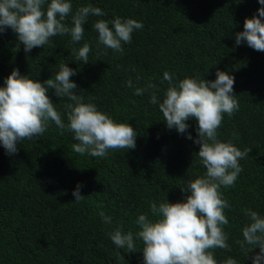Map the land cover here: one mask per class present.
<instances>
[{"label":"trees","instance_id":"trees-1","mask_svg":"<svg viewBox=\"0 0 264 264\" xmlns=\"http://www.w3.org/2000/svg\"><path fill=\"white\" fill-rule=\"evenodd\" d=\"M69 2L72 14L91 4L104 15L88 17L78 43L70 35H57L28 52L16 33L5 29L0 33V87L13 69L43 83L67 64L76 70L70 79L82 102L131 125L137 132L136 146L110 149L106 157L82 156L73 150L78 143L74 133L62 131L54 121H48L42 136L18 142L15 154L9 155L0 143V264H144L143 242L136 236L138 216L155 220L151 203L185 201L188 181L206 173L197 155L200 145L193 142L198 122L189 118L187 131L179 133L163 120L159 103L169 86L164 72L178 84L186 77L215 80L218 69L234 77L239 110L224 114L217 137L241 151L251 150L239 161L243 170L234 185L220 189L231 205L224 209L231 250L212 251L217 264L229 258L253 264L259 246L248 253L237 241L250 223L245 209L264 217V52L244 42L237 45L235 35L243 31L245 18L258 15V0ZM117 16L143 24L132 33L131 43H122V54L105 48L93 27L98 19L110 22ZM70 21L71 14L69 27ZM84 44L91 49L87 63L76 61L73 51ZM149 82L156 88L134 94ZM153 92L156 104L150 103ZM48 95L67 125L64 106L74 102L57 97L54 89ZM77 184L84 195L79 203L72 194ZM100 211L111 217V224L103 222ZM116 228L133 233L136 251L116 247L108 235Z\"/></svg>","mask_w":264,"mask_h":264},{"label":"clouds","instance_id":"clouds-1","mask_svg":"<svg viewBox=\"0 0 264 264\" xmlns=\"http://www.w3.org/2000/svg\"><path fill=\"white\" fill-rule=\"evenodd\" d=\"M261 7L258 15L245 18L243 31L235 35V43L242 42L256 51L264 52V0H258ZM0 0V33L11 28L26 52L34 47L45 46L50 38L70 35L73 43H78L84 35V24L89 16L102 17L104 12L91 4L78 8L72 14L69 0ZM71 14V26L68 17ZM111 23L112 27L109 26ZM93 27L98 32L99 42L118 53H123V44L131 43L134 30L142 29L143 24L135 19H122L117 16L110 22L98 19ZM90 47L84 44L76 52V61H89ZM76 70L61 64L54 79L43 83L29 76H22L13 69L0 87V143L9 155L15 154L17 143L32 140L44 134L48 121H54L62 131L74 133L78 141L73 150L92 157H106L110 149H134L137 132L128 123H118L108 114L99 111L93 103H83L82 97L75 93L77 85L70 77ZM139 79V78H138ZM163 79L169 82L159 109L169 129L175 128L185 133L189 127L186 121L194 118L198 122L197 153L206 168L203 176L189 180L190 194L183 202L171 203L168 200L150 204V213L156 217L149 219L140 214L136 220L139 231L136 236L143 242L144 264H217L214 249L231 250L224 226L229 223L224 209L231 205L221 194V186L234 185L242 167L241 159L249 155L251 149L241 151L231 142H223L217 137L224 114L232 116L239 110L238 100L233 94L234 77L217 70L216 79L208 81L186 77L178 84L165 71ZM132 87L131 79L127 82ZM156 88L149 82L147 88H135L134 94L143 95L145 91ZM54 89L59 98L66 97L74 103L64 106L68 124L65 125L61 114L49 98L48 90ZM150 103H157L153 92ZM234 137L238 134L234 133ZM188 139H193L188 134ZM77 184L73 196L77 203L84 200ZM184 189L182 188V191ZM250 220L242 229V240L237 243L241 249L250 252L257 245L259 252L252 257L253 264L264 262V217L251 209L244 210ZM99 215L106 224L111 217L100 211ZM111 241L127 253L137 250L131 231L124 233L116 228L108 233ZM224 264H237L227 259Z\"/></svg>","mask_w":264,"mask_h":264}]
</instances>
